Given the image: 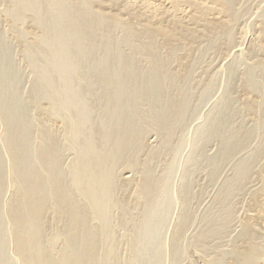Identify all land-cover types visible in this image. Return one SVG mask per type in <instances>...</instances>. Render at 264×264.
I'll list each match as a JSON object with an SVG mask.
<instances>
[{
	"label": "rangeland",
	"instance_id": "1",
	"mask_svg": "<svg viewBox=\"0 0 264 264\" xmlns=\"http://www.w3.org/2000/svg\"><path fill=\"white\" fill-rule=\"evenodd\" d=\"M11 1L12 0H0V43L3 46V51L10 54L9 57L10 63L13 66L12 69H15V75L16 73L18 74L17 78L20 82H18L17 93L23 103V109L25 108L24 111L30 118L28 128L29 131L32 132V148H36L39 145V134L43 130H51L55 136L58 134L56 138L54 136V139L60 136L57 141L60 149L61 145L63 149L60 150L59 154L62 160L61 165L63 171L65 172V176L67 175L65 180L68 182L69 175L66 172H68L76 159L75 152L71 150L72 146L70 145V147H68L69 133L67 130L69 120L67 118L69 116V110L62 107L61 110L59 109L58 113H56V117L50 114V117L53 118L49 117V119L48 116H46L47 108L50 106L49 100L41 99L36 102L32 97V91L37 80V73L34 69L33 61L27 55L26 50L31 49L33 51L36 45L38 46L41 43V38L43 36L41 33L43 31H40L36 16L31 12L23 13L20 19L13 18L12 10L14 3ZM52 1L55 3L63 1L67 6L72 5L71 7H74V5H81L83 1L82 5H85L86 13L90 18H93L92 15H96L100 9L107 13L118 14L119 21H117V23L106 24L97 29V32H94V37L100 40L108 35L110 42L115 44L130 37L132 32L133 38L129 46L123 44L119 48L122 56L127 59L133 58L138 73H143V69L145 72L148 71L150 62L144 54L141 56V53L139 55L141 57H134V52L138 50L139 47L143 48L144 45L145 47L153 49V51L155 50L154 53L156 55L158 54L157 56L162 62L164 61V68H167L166 70L168 71L166 82L164 83L170 89L168 91L169 97L172 99L175 98L174 100L177 102V99L182 96L184 102H186L185 105L187 109L182 119L184 122L179 120V125L178 122L174 123L170 132L165 137L167 145L166 151L162 153L164 149L161 148L162 151H157L156 156L155 148L158 149L159 146L160 149L161 139L165 141L164 136L161 138V135L159 136L157 132L158 119L152 117L151 119L147 118L148 121L139 120L142 125L144 124L143 122H145V125L146 122L147 124H151L142 126L144 138H142L143 134H140L141 131H136L138 138V140L137 138L135 139L136 142H142V139H144V143L142 142L144 145L142 147L140 142L139 145L141 146L134 142V150L138 151L135 152L133 160L129 161V163L126 162V165L132 162L131 165L133 169L130 172L126 165L125 167L122 166L125 162L119 164V169L118 167L115 168L118 172L114 171L117 175H115L114 178V180L116 179L114 181L115 186L113 190L115 192L113 193L114 197H112V199L117 202V206L112 209L113 211H111L112 214L110 215L112 217L111 226L113 234L116 236V238L114 237L115 240H113L115 241L114 244L117 249V251L115 250L116 255L114 254L113 256L114 264L132 263H130V257L132 256L130 247L133 242L130 236L133 234L135 236L138 232V228L141 226L140 222L143 220V214L145 213L142 210L141 202L139 203L140 199H138L139 197L137 196L136 190L139 192L141 183V173L139 172L144 170V165L147 163L146 160L150 156L148 154H150L151 150L149 151L148 149H153L152 151H154L153 160L150 162L151 173L159 180L166 178L167 194L171 192L173 196L172 203L168 206L169 208H165L166 211L162 214L163 218L161 217V221L159 222L161 223L159 226H162V228L160 227V229H158L159 232L161 230V238H164L165 242L167 241L166 245L170 248L165 252L164 264H215L217 258L216 250H218L216 246H220V254L224 257L221 258V264H226L225 262L229 260L230 256L233 258L235 255L234 251H236L235 249L241 243V240L251 237L252 233H255L258 237H263L256 240L257 246L262 252L264 250V220L259 218L260 216L257 217V214H264V0H224L229 5L231 11L226 15L221 14L220 16L218 15L219 12L216 10L219 6L213 2L206 3L202 0H197L194 5L195 7L188 3H181L178 8L172 5H165L159 1L150 0V2L154 3L156 8L158 7V9L162 10L163 14L153 9L155 8L153 6H149V8L146 5V8L145 5L142 4L143 2L147 4L144 0L143 2L142 0ZM140 3L142 5H140ZM193 10L195 13H193ZM164 13L166 15H164ZM180 13H184L185 16L183 15L181 17L182 14ZM191 15H194V18L191 17ZM228 15L233 16L232 21L228 18ZM177 19H180V21ZM183 19L185 20L183 21ZM216 19L224 21L225 25L216 28V30H213L212 27V30H210V23L216 21ZM225 19H227L228 22H226ZM147 23L150 27L154 25L153 27H161L164 30L169 29L176 35L172 38L168 37L167 39V36L165 38V35L161 32L152 30V28L149 27L147 29ZM155 24L158 26H155ZM149 29L151 32H149ZM145 32L147 34H145ZM136 33L139 34L136 35ZM141 43H144V45ZM149 45L151 46L149 47ZM134 48H136V50ZM95 53L96 56H99V58L98 56L96 57L97 59L102 58L103 50L98 49ZM11 73L12 70L9 74ZM249 75L252 78L250 83L254 84L255 82V85L252 84L254 87V90L253 88L252 90L255 93H252L250 96L247 95L248 91L244 88L247 87L245 84L247 83ZM19 76L22 77L19 79ZM87 79L89 80L90 78ZM87 82L84 83V86H86ZM91 88H89V90L87 88L86 91L93 93L99 87L97 89H94V87ZM185 88L186 90L188 89V92L185 91ZM92 100L94 101L96 99ZM93 101L90 103L93 109H95ZM145 104L144 101H140L139 103L144 113L148 111L147 105ZM218 108H220L218 110V113L220 112L219 114L217 113ZM66 114L68 116H66ZM149 120L150 123H148ZM210 122L213 124V126L209 128L210 134L212 131L215 133L220 125L225 127L227 133L226 137H229V133L234 131L230 136V138H234L232 140L228 139L227 143L240 146V150L236 155L228 159H224L220 155V152H222L221 146L217 141L211 140L214 138L212 136L215 134H211L210 136L209 133H207L208 124L212 125ZM161 123L160 121V125L163 127ZM152 124L154 125L152 126ZM5 133L6 130L4 125L2 126L0 123V173L4 175L2 176L5 183L0 194V205L2 208L0 214V221L2 222L0 227V264H22V259L19 256V251L15 243V229L11 230L10 224L8 226L9 220L6 218L8 214V205H10L15 194V186L13 185V174L10 169V156L6 151L5 142H3L5 141V139L3 140L6 135ZM135 134L136 133H134L133 138L136 137ZM209 138L210 141H208ZM184 139L186 143L184 142V147L181 148L180 152L175 154L171 152V150L176 148V146L178 147L180 141ZM198 139L199 143L197 142ZM66 144L67 146L65 147ZM172 153L174 157L171 163ZM225 154L227 155V153ZM155 156L157 158H155ZM145 157H147V159H145ZM136 159H138V161ZM169 165L172 169L170 167L167 168ZM133 171H135V173ZM163 175L165 177H163ZM62 178H64L63 175ZM229 182L230 185H228ZM231 184L233 185L232 187ZM164 185L166 184L164 183ZM228 186L233 189L227 190ZM184 193H187L186 196ZM73 194V196H77L76 190ZM182 194L184 197H181L183 196ZM185 197L187 198L186 201L184 200ZM136 198L138 201H136ZM213 207H215V209ZM46 211L42 220L43 227L41 226V228L43 235L45 236L47 234L46 238L51 239L54 235H57V232L60 233L63 229V224L58 221L57 213H55L56 211L50 208L46 209ZM255 213L256 216H254ZM252 215L255 219L251 217ZM249 217L254 227L250 226L248 222L249 225L246 224L247 228L250 226L254 229L251 228L252 230L248 229L247 231L245 223L250 220ZM181 219H184L185 222ZM253 219L255 222L257 219L259 221L255 224ZM180 221H182V223ZM178 225L181 226L179 227ZM163 226L165 227L163 228ZM176 228L181 229L182 235L178 237V250L177 254H174L171 247ZM256 230H260L259 233L258 231L255 232ZM249 233L250 235H248ZM59 238L60 236L54 242L55 244H53L54 252L56 253L60 251L63 245L61 241L62 238ZM164 241L162 240L163 243ZM223 252L224 255H222ZM101 253H103L101 255H104V252L101 251ZM227 254H229V256H227ZM262 262L264 264V261ZM262 262H254L253 264H262Z\"/></svg>",
	"mask_w": 264,
	"mask_h": 264
},
{
	"label": "bare ground",
	"instance_id": "2",
	"mask_svg": "<svg viewBox=\"0 0 264 264\" xmlns=\"http://www.w3.org/2000/svg\"><path fill=\"white\" fill-rule=\"evenodd\" d=\"M12 1L14 3L12 10L14 16L13 18L20 19L23 13L31 12L36 16V21L40 27V31H43H41L43 33H41V35H43L41 43L38 46L36 45V47L34 46L35 48H32L33 51L31 49L26 50L27 55L33 61L34 69L37 73V80L32 91V97L36 100V102L41 99L49 100L50 106L47 108L46 112L48 114H46L48 118L50 117V114L55 116L56 113H58V110H61L62 107L69 110V116L66 114V116H68L67 119L69 120V123L66 122L68 123L67 132L69 133L68 147L71 145V150H73L76 154V159L73 162L74 164L68 172H66L69 175V180L67 182V180H65L67 175L65 176V172L63 171L61 165L62 160L59 154L60 150L63 148L61 145L60 149L57 141L60 136L57 137V139H54L55 134L53 131L45 129V131L43 130L39 134V145L37 144L38 146L36 148H32V132H30L28 128L30 118L24 111L25 108L23 109V103L17 93L18 82H20L17 78L18 74L16 73V76L15 69H12L13 66L10 63V54L3 51V46L0 43V123L2 126L4 125L6 130L5 138H3L5 141L3 142H5L6 151L10 156V169L13 174V185L15 186V194L10 205H8V214L6 218L9 220L8 226L10 224L11 230L15 229V243L19 251V256L22 259V264H114L113 256L117 249L114 244L115 241L113 240H115L114 237L116 238V236L113 234L111 226L112 217L110 215L112 214V209L117 206V202L112 199V197H114L113 193L115 192L113 191L115 186L114 181L116 180H114V178L115 175H117L114 171L118 172L115 168L118 167L119 169V164L122 162H125V164L122 165L125 167L126 162L129 163V161L134 159L135 152L138 151L134 150V142L137 143V145L141 143L143 147L144 139H142L143 143L140 141L136 142L135 140L137 138L136 131H141L140 134L144 133L142 126L145 125V122H143L144 124L142 125L139 120L148 121L147 118L151 119L152 117L158 119L159 123L157 132L159 133V136L161 135V138L164 136L165 141H162L163 139H161L162 142L160 141V149L159 146V150L155 148L156 156L157 151L159 152L161 148L164 149L163 151L161 150L162 153L166 151L167 145L165 137L170 132L174 123L179 120L182 121L185 110L187 109L185 105L186 102H184V98L182 96L177 99V102H175V98L172 99L169 97L168 91L170 89L164 83L166 82L165 80L168 71L166 70L167 68H164V61L162 62L160 58H158V54L156 55L154 53L155 50L153 51V49L145 47L144 43H141L144 45L143 48L139 47L138 50L134 48L136 50L134 52V57H141L142 54H144L150 62V67L147 72H145L142 68L143 73H138L133 58L127 59L122 56L119 48L123 44L129 46V43L133 38L132 32V37H127L130 40L125 38L122 42L115 44L110 42L108 35L100 40H97V38L94 37V32L96 33L97 29L106 24L117 23V21H119L118 14L107 13L100 9L96 15H92L93 18H90L86 13L87 11L84 7L85 5H82L83 1L81 5H74V7H71L72 5L67 6L63 1L60 3L57 1V3H55L52 0ZM144 1L147 3L144 4L142 0V4L145 5V7L146 5L147 7L153 6L155 7L153 9L157 12H162V10L158 9V7L156 8L154 3L150 2V0ZM151 1H159L165 5H172L175 8H178L181 3H188L191 6H194L197 2V0ZM202 1L206 3L213 2L219 6L220 9H216L219 12V16L221 14L226 15L231 11L229 5L224 0ZM142 4L140 3V5ZM193 13H195L194 10ZM180 14H182L181 17L183 15L185 16L184 13ZM164 15L166 14L164 13ZM194 15H191V17L194 18ZM190 18L189 20L191 21ZM228 18H230L231 21L233 20V16L228 15ZM227 19H225L226 22L229 21V19L228 21ZM177 20L180 21V19ZM184 20L185 19H183V21ZM210 24L211 27H209V29L212 30L213 27V30H216V28L224 26L225 22L220 19H216V21H213ZM148 25L149 24L147 23V29L149 27L152 28V30L161 32L165 35V38L167 36V39L168 37L172 38L176 35H174V33L169 29L164 30L161 27H153L154 25H151L152 27H150ZM156 25L157 24H155V26ZM149 32H151L150 29ZM137 34L139 33H136V35ZM145 34L147 33L145 32ZM150 46L151 45H149V47ZM98 49L103 50V56L101 59L96 58L98 55L96 56L95 52ZM140 53L141 56H139ZM11 70L12 73L14 71V75L12 73L9 74ZM21 77L19 76V79ZM87 78L90 79L88 80ZM250 81H252V78L249 75L247 83L245 84L247 87H244L248 91V96L255 93L253 91V85H255V82L253 84L250 83ZM85 82H87L86 86H84ZM90 86L94 87V89L99 88L93 93L86 91L87 88L88 90L91 88ZM187 90L185 88V91ZM92 99L96 100L93 101ZM91 101L94 102L93 106L95 109H93L90 103ZM140 101H144L146 103L145 105H147L148 109L146 113L142 112L139 105ZM219 109L220 108L217 109V113ZM159 120L162 122L161 124H163V127L160 125ZM148 123H150V120ZM150 124H147L146 122V125ZM210 124L212 123L210 122ZM153 125L154 124H152V126ZM208 126L207 133L210 132L209 128L210 126H213V124H208ZM220 127L217 129L215 128L216 131L213 128L215 133L212 131L211 134H215L212 136L214 138L210 137V133V136L208 137L212 138V141H217L219 143L222 148L220 155L224 159H228L239 152L240 146L235 144L230 145L227 143L228 139L232 140L234 138H230L231 133L234 131L229 133V137H226L227 133L225 131V127H222L221 125ZM134 133H136L135 138H133ZM56 136H58V134ZM142 138H144V134L142 135ZM210 138L208 141H210ZM184 142L185 139L181 140L179 146L173 148L171 152H174V154L180 152L181 148L184 147ZM197 142L199 143V139ZM66 146L67 144L65 147ZM148 150L152 151L153 149ZM151 151L150 154H148L149 152L147 153L150 155L149 157L147 155L148 159L145 157V159H147V163L144 165V170H140L142 172L137 170L141 173V183L139 186V192L136 190V193L139 197L137 198L140 199L139 203L141 202L142 204V210L145 213L143 214V220L140 222L141 224L139 223L141 226L139 225L140 227H137L139 229L138 232H134L136 233L135 236L134 234L130 236L133 242V244L130 242V249L132 251V256L130 257V263L132 262L131 264H164L165 252H167V249L169 248L166 245L167 241L165 242L164 238H161V230L159 232L158 229H160V227L162 228V226H159V224H161L159 222L161 221L162 214L166 211L165 208H169L168 206L172 203L173 196L171 192L167 194V182H165L167 181L165 180L166 178L159 180L151 173L150 162L153 160L154 154V151ZM225 153H227V155ZM171 155L172 163L174 155L173 153ZM156 156L155 158H157ZM136 160L138 161V159ZM128 163L126 167L131 172L133 169L131 165L132 162L129 165ZM170 165L167 166V168L170 167L172 169ZM135 171L133 172L135 173ZM2 175L0 173V194L3 185L5 184L3 178L4 175ZM62 175L64 178H62ZM164 175L163 177H165ZM164 183L166 185H164ZM228 185H230V182ZM232 186L233 185L231 184V187ZM229 189L233 188L228 186L227 190ZM75 190L77 192V196H73ZM181 197H184V195ZM137 198L136 201H138ZM186 199L187 198L185 197L184 200L186 201ZM48 208L56 211L55 213H57L56 215L58 217V221L62 222L64 226H62L63 229L60 233L57 232V235H54L51 239L46 238L47 234L45 236L43 235L41 228L43 216L45 215L44 213L47 212L46 209ZM213 208L215 209V207ZM1 209L0 205V214ZM254 216H256V213ZM254 216L252 215L251 217L254 218ZM257 217L264 220V214H257ZM254 219L253 222H255ZM181 220L183 221L184 219ZM182 221L180 222L182 223ZM250 221L251 218L249 221H246L247 223H245V225H249V223L250 226L254 225L251 224L252 221ZM257 221L259 220L257 219L256 222ZM1 223L2 222L0 221V227L2 225ZM178 226L180 227L181 225ZM250 226L247 228V231L248 229L250 230L254 227ZM164 227L165 226H163V228ZM179 229L180 228H176L173 236L171 249L172 252L174 251V254H177L178 250V237L182 235L181 229L180 231ZM257 231L258 230L255 232ZM248 235H250V233ZM59 236V239L62 238L61 241L63 242V245L61 249L58 247L60 251L58 250L59 252L56 253L54 252L53 244H55L54 242ZM258 238L263 237H258L255 233H252L251 237L242 239L240 243L241 245L239 244L235 249L236 251H234L235 255L233 258L230 256L229 260L226 259L227 262L225 263L253 264L254 262L260 263L264 261V250L261 252L257 246L256 240ZM128 240L131 241L130 239ZM216 247L219 251L216 250L217 258L215 260V264H221V258L224 257L220 254V246ZM101 251L104 252V255H101L103 254ZM222 255H224V252ZM227 256H229V254H227Z\"/></svg>",
	"mask_w": 264,
	"mask_h": 264
}]
</instances>
